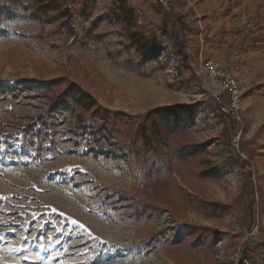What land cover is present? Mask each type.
<instances>
[{"label": "rangeland", "instance_id": "rangeland-1", "mask_svg": "<svg viewBox=\"0 0 264 264\" xmlns=\"http://www.w3.org/2000/svg\"><path fill=\"white\" fill-rule=\"evenodd\" d=\"M36 1L0 0V79L76 83L93 107L72 125L0 89V264H264V0ZM200 58L239 80L236 118L202 88ZM161 106L186 127L129 160ZM176 142L205 149L180 163Z\"/></svg>", "mask_w": 264, "mask_h": 264}, {"label": "trees", "instance_id": "trees-1", "mask_svg": "<svg viewBox=\"0 0 264 264\" xmlns=\"http://www.w3.org/2000/svg\"><path fill=\"white\" fill-rule=\"evenodd\" d=\"M54 0H37L38 7H44L49 9H55V5H58ZM158 2V1H157ZM163 11H166L164 7L158 2ZM57 9V8H56ZM182 29V27H180ZM5 30L0 26V34L4 33ZM261 38V37H260ZM177 40V37H174ZM264 43V36L260 39ZM179 53H185L184 47L178 49ZM20 87L21 89L32 90L40 96L45 97L47 101V107L44 113H48L53 110L56 112H61L67 114L69 121L73 122L72 125H83L87 123L86 113L90 111L93 107V102L85 96L84 90L76 83H71L65 87V89L60 92L54 91V85L49 84L43 80L39 79H21L11 82L7 79H0V89L7 91H14ZM218 110V109H217ZM219 112V110H218ZM189 113V112H188ZM146 124L149 126V131L146 132ZM90 129H96L95 131H102L104 127L102 124H90ZM186 127L185 122H183L177 114L174 107L161 106L147 114V117L142 121L141 126L138 128L135 137L140 139V144L136 146L135 140L130 146L128 152L129 160L136 161L141 157L143 151L149 150L153 146V141H164L168 144L169 141L174 142L180 130ZM94 133V132H93ZM205 145L201 143L197 144H185V143H173L171 148V158L173 160L179 161L180 163L190 159L191 157L203 152ZM103 154L106 152L101 150ZM149 152V151H148ZM147 170L155 167V161H147ZM218 170L211 167L206 170H201L198 175L200 177L216 176ZM147 210L140 209L136 215L140 218L144 215ZM180 236L177 240L172 241L176 244L179 242Z\"/></svg>", "mask_w": 264, "mask_h": 264}, {"label": "built area", "instance_id": "built-area-1", "mask_svg": "<svg viewBox=\"0 0 264 264\" xmlns=\"http://www.w3.org/2000/svg\"><path fill=\"white\" fill-rule=\"evenodd\" d=\"M195 72L202 88L221 112L236 118L235 114L241 106L239 80L214 59L200 58Z\"/></svg>", "mask_w": 264, "mask_h": 264}, {"label": "snow or ice", "instance_id": "snow-or-ice-1", "mask_svg": "<svg viewBox=\"0 0 264 264\" xmlns=\"http://www.w3.org/2000/svg\"><path fill=\"white\" fill-rule=\"evenodd\" d=\"M25 259L27 260V259H28V257H25Z\"/></svg>", "mask_w": 264, "mask_h": 264}, {"label": "crops", "instance_id": "crops-1", "mask_svg": "<svg viewBox=\"0 0 264 264\" xmlns=\"http://www.w3.org/2000/svg\"><path fill=\"white\" fill-rule=\"evenodd\" d=\"M203 45H201V47H202ZM204 48V47H203Z\"/></svg>", "mask_w": 264, "mask_h": 264}]
</instances>
